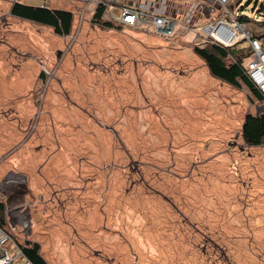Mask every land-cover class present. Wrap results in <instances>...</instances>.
<instances>
[{"label":"rangeland","instance_id":"374dc122","mask_svg":"<svg viewBox=\"0 0 264 264\" xmlns=\"http://www.w3.org/2000/svg\"><path fill=\"white\" fill-rule=\"evenodd\" d=\"M22 3L73 22L59 35L0 0V182L25 175L33 221L18 241L47 264H264V144L242 134L263 102L210 72L194 31L109 28L90 0ZM229 3L263 31L264 0Z\"/></svg>","mask_w":264,"mask_h":264},{"label":"built area","instance_id":"2783aa9c","mask_svg":"<svg viewBox=\"0 0 264 264\" xmlns=\"http://www.w3.org/2000/svg\"><path fill=\"white\" fill-rule=\"evenodd\" d=\"M18 1V0H13ZM199 1V0H192ZM205 1L206 0H200ZM93 9L104 6V18L121 28L151 32L169 38L187 30L194 31L205 41L220 46H236L244 42L241 54L245 58L244 70L248 79L263 95L264 111V39L245 22L238 19L239 12L233 13L230 0H207L211 21L202 22L191 14L183 17L166 0H90ZM201 28V32L194 28ZM234 61L229 55L228 61ZM27 179L25 175L9 171L0 182V203L3 205V222L0 224V264H17L21 258L32 264L24 255L18 232L27 236L32 229L31 202L26 199Z\"/></svg>","mask_w":264,"mask_h":264},{"label":"trees","instance_id":"16d2710c","mask_svg":"<svg viewBox=\"0 0 264 264\" xmlns=\"http://www.w3.org/2000/svg\"><path fill=\"white\" fill-rule=\"evenodd\" d=\"M237 5H240V2H237ZM241 7L242 6L237 9V12H239L238 19L250 24L252 18H250ZM104 12V6H98L94 11L93 21L107 27L119 28V26H115L113 22L104 18ZM11 14L40 25L52 27L54 32L59 35H68L72 29L73 12L68 9L51 8L46 5L36 6L15 1L12 5ZM260 25L262 26L263 31L256 33V35L264 39V20H261ZM237 49L232 46H220L205 41L204 45L195 47V52L205 60L211 73L215 77L239 88L245 85L249 90L248 96L250 102H263V95L260 90L245 74L243 65L245 58L241 54L243 49ZM229 55L234 57V61L227 62ZM39 77L44 80L45 73L42 71ZM242 134L244 140L252 146H260L264 144V111H261L260 113L246 114ZM2 222L3 205L0 203V224ZM19 245L21 246L25 257L32 264H47V261L40 252V244L38 242L27 240L25 243H20Z\"/></svg>","mask_w":264,"mask_h":264},{"label":"crops","instance_id":"0c3cea01","mask_svg":"<svg viewBox=\"0 0 264 264\" xmlns=\"http://www.w3.org/2000/svg\"><path fill=\"white\" fill-rule=\"evenodd\" d=\"M6 1L10 2V4H9L10 6H9L6 14L12 15L10 13V11L12 9V5H13L14 1H12V0H6ZM18 1L22 2L23 0H18ZM166 1H167L168 4L172 5L175 8V10H178V12L181 13L183 17H188L187 15H189V14H191V15H193L195 17H198V15H199V18L202 19L201 20L202 22L211 21L213 19L212 16L208 15L209 14L208 13L209 4H208L207 0H206V2L205 1L202 2L200 0L199 1H192V0H166ZM4 11H6V10H3V12ZM109 28H117V27H109ZM117 29L121 30V29H124V28L119 27ZM128 29H131V28H128ZM132 30H137V29H132ZM138 31H141V30H138ZM206 65H207V63H206ZM207 67H208V65H207Z\"/></svg>","mask_w":264,"mask_h":264},{"label":"water","instance_id":"95a60500","mask_svg":"<svg viewBox=\"0 0 264 264\" xmlns=\"http://www.w3.org/2000/svg\"><path fill=\"white\" fill-rule=\"evenodd\" d=\"M10 13H11V11H10ZM263 106H261V108H262Z\"/></svg>","mask_w":264,"mask_h":264}]
</instances>
